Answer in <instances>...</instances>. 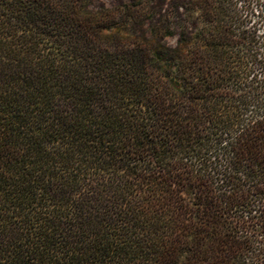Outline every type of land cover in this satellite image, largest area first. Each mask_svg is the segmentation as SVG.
<instances>
[{"label": "trees", "instance_id": "16d2710c", "mask_svg": "<svg viewBox=\"0 0 264 264\" xmlns=\"http://www.w3.org/2000/svg\"><path fill=\"white\" fill-rule=\"evenodd\" d=\"M0 264H264V0H0Z\"/></svg>", "mask_w": 264, "mask_h": 264}, {"label": "rangeland", "instance_id": "374dc122", "mask_svg": "<svg viewBox=\"0 0 264 264\" xmlns=\"http://www.w3.org/2000/svg\"><path fill=\"white\" fill-rule=\"evenodd\" d=\"M106 5H113L120 1H127V0H102ZM170 41L173 40V38H169Z\"/></svg>", "mask_w": 264, "mask_h": 264}]
</instances>
